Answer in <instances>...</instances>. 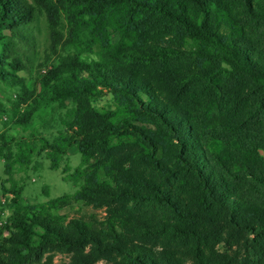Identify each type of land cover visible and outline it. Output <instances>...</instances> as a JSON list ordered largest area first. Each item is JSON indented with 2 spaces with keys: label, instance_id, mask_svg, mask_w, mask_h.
<instances>
[{
  "label": "trees",
  "instance_id": "obj_1",
  "mask_svg": "<svg viewBox=\"0 0 264 264\" xmlns=\"http://www.w3.org/2000/svg\"><path fill=\"white\" fill-rule=\"evenodd\" d=\"M0 128V264H264V0H0ZM73 149L76 190L22 205Z\"/></svg>",
  "mask_w": 264,
  "mask_h": 264
},
{
  "label": "rangeland",
  "instance_id": "obj_2",
  "mask_svg": "<svg viewBox=\"0 0 264 264\" xmlns=\"http://www.w3.org/2000/svg\"><path fill=\"white\" fill-rule=\"evenodd\" d=\"M43 24L40 26L41 31ZM118 42V35L112 36V44H116ZM44 46V38H41V46L39 47L38 56L41 55L42 49ZM98 49L96 48V52ZM97 58L96 55L88 56V60ZM38 64V57H35L34 65ZM35 73V70H32V74ZM21 77L28 79V76L24 73H20ZM69 102H65L66 106H69ZM113 101L110 95L104 94L96 103L97 108H113ZM64 110L57 111L50 121L45 125L42 130L41 135L48 140H52L54 136L57 135L58 131L61 129L57 126L59 121V115L64 114ZM2 128H0L1 131ZM80 155L76 153L75 149L71 150L68 153L67 161H63L59 170H50V162L43 155L35 159V163H39L42 165V170L37 173L29 172L28 176H26V183L22 193V205H38L46 203L51 199H56L61 197L64 194H71L76 189L68 182L64 181V175L62 173V169L65 166H69L70 173L80 164ZM25 178L24 174H16L15 181H18L19 178ZM8 177L4 174V162L0 159V230L4 226L5 222L9 218L11 214L10 209V198L11 196L5 192V190L10 188V182L7 181ZM22 179V178H21ZM59 215H63L67 220L82 218L85 220H89L92 216H96L98 219L103 217V212L94 211L89 207H85L83 205L75 204L70 208H65L63 211L59 212ZM52 264H70V261L66 255L56 254ZM104 264V263H100Z\"/></svg>",
  "mask_w": 264,
  "mask_h": 264
}]
</instances>
